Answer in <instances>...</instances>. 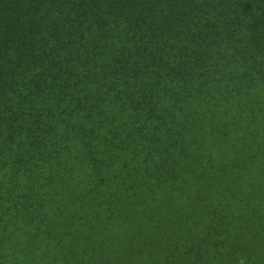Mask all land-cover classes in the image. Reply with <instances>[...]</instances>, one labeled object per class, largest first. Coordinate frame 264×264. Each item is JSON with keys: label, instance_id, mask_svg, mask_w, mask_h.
Masks as SVG:
<instances>
[{"label": "trees", "instance_id": "1", "mask_svg": "<svg viewBox=\"0 0 264 264\" xmlns=\"http://www.w3.org/2000/svg\"><path fill=\"white\" fill-rule=\"evenodd\" d=\"M0 264H264V0H0Z\"/></svg>", "mask_w": 264, "mask_h": 264}]
</instances>
